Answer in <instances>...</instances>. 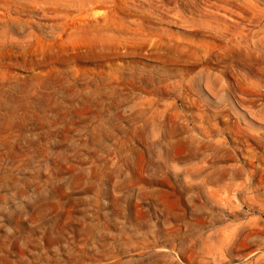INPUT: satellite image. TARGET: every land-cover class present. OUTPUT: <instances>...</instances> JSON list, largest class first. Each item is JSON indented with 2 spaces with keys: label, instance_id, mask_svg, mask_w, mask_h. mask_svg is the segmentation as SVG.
I'll list each match as a JSON object with an SVG mask.
<instances>
[{
  "label": "rangeland",
  "instance_id": "obj_1",
  "mask_svg": "<svg viewBox=\"0 0 264 264\" xmlns=\"http://www.w3.org/2000/svg\"><path fill=\"white\" fill-rule=\"evenodd\" d=\"M0 264H264V0H0Z\"/></svg>",
  "mask_w": 264,
  "mask_h": 264
}]
</instances>
